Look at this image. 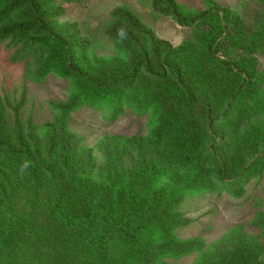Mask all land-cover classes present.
<instances>
[{"label": "trees", "instance_id": "trees-1", "mask_svg": "<svg viewBox=\"0 0 264 264\" xmlns=\"http://www.w3.org/2000/svg\"><path fill=\"white\" fill-rule=\"evenodd\" d=\"M152 1L181 26L211 29L174 47L116 8L102 29L127 58L81 65L87 42L71 31L55 34L64 8L53 0H0V46H14L19 61L46 55L42 77L57 72L71 83L68 101L55 104L58 115L41 123L34 111L27 115V82L20 100L0 94V192L18 191L22 176L34 185L16 228L0 232V264H162L194 254L196 264H264V224L213 242L177 234L193 222L179 215L192 196L227 192L239 200L252 181L264 180V70L252 51L233 49L242 16L215 0L201 12L176 0ZM255 1L261 24L252 39L264 29V0ZM229 32L235 42L226 43ZM82 110L108 125L131 115L152 124L146 150L138 145L123 180L106 189H93L79 174L85 137L72 120ZM46 178L59 193L51 206L34 198Z\"/></svg>", "mask_w": 264, "mask_h": 264}, {"label": "rangeland", "instance_id": "rangeland-1", "mask_svg": "<svg viewBox=\"0 0 264 264\" xmlns=\"http://www.w3.org/2000/svg\"><path fill=\"white\" fill-rule=\"evenodd\" d=\"M53 1L56 7L64 8V15L59 17L55 24V34L64 35L67 31H71L72 34L76 35L74 36L76 40L85 41L89 46L87 57L80 60L81 65L93 63L94 59L98 57H110L112 59L118 56L127 58L116 48L114 43L105 37L104 29H102L103 22L116 8H122L124 11L135 15L143 25L174 47L179 46L186 40L193 41L194 38L197 39L199 36L205 35L211 29V26L205 23L193 27L181 26L171 17L158 12L153 7L152 0ZM176 1L179 5L186 6L184 8L198 12L206 10L208 4H210V0ZM215 1L231 8L242 16L241 39H239V44H234L232 41L233 49L237 51L244 46V52L252 51L253 56L259 62L260 68L264 70V29L260 31L261 38H251L253 37L252 32L259 30L261 24L258 21L260 15L257 22L254 21L255 16L258 15L256 1ZM229 33H231V36L229 37L227 34L226 43L234 40V32ZM224 39H226V36ZM16 54L17 51L14 46H8L7 44L0 46V94L6 93L9 94L12 100H20L23 85L27 82L29 88L26 105L27 115L34 111L37 123L46 122L48 118L57 116L58 111L55 104L68 101L70 79L61 77V74L57 72H51L43 78L42 74L46 70L45 66L50 65L49 57L46 55L37 57L31 63L19 61ZM28 71L30 76L26 74ZM72 126L75 132L85 137L84 166L81 167L79 174L88 178L93 183V189L98 190L106 189L109 187L108 185L113 186L123 180L125 173L129 171L135 162L133 155L139 152V146L143 147V151L146 150L152 130V124L147 119H138L131 115L130 117L120 118L113 124L108 125L95 112L85 110L77 112L73 116ZM122 139H128V141L122 143L120 142ZM116 144L118 145L116 146ZM107 146L111 149L108 156L106 154ZM108 163H111L110 167H106ZM91 168L95 169L90 171ZM0 170L5 171L1 166ZM21 181V187L15 193H12L9 189H6L5 194L0 192V232L6 229L11 232L10 227L16 228L18 222L16 219L29 210L26 191L28 190L29 196H33L34 193H31V188L34 185L27 181L24 176H22ZM43 187L41 192L37 190L34 198L39 197L41 203H44L45 206L49 204L51 206L58 198L57 186L46 178ZM75 194H77V190L70 188V195L74 197ZM8 195H13L9 201ZM38 214L36 212L34 217ZM179 215L193 220L185 228L178 229V238L181 240H189L200 236L206 238L209 242H213L230 235L240 226L241 228L260 226L264 224V219L260 220L259 218L264 216V180L258 184L257 181H252L247 187L243 198L239 200L227 192L221 195L213 193L192 196L182 205ZM259 232L264 233V229H259ZM259 232L257 234H260ZM263 236L264 234H262ZM262 241L264 246V238H262ZM197 259L198 254H194L187 259L166 258L162 264H196Z\"/></svg>", "mask_w": 264, "mask_h": 264}]
</instances>
